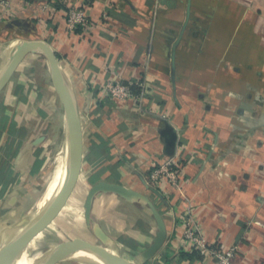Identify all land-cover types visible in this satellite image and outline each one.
Returning <instances> with one entry per match:
<instances>
[{
  "label": "crops",
  "instance_id": "crops-1",
  "mask_svg": "<svg viewBox=\"0 0 264 264\" xmlns=\"http://www.w3.org/2000/svg\"><path fill=\"white\" fill-rule=\"evenodd\" d=\"M8 2L0 17V73L19 41H46L71 83L83 125L79 175L28 237L41 233L43 243L55 230L56 244L101 245L84 202L93 184L107 180L149 195L166 221L165 245L142 261L157 231L149 207L113 192L96 195L94 221L115 240L112 249L135 264H217L184 245L188 216L210 245L237 247L234 264H264V0ZM71 7L88 15L74 31L66 20ZM143 77L150 89L144 109L102 91L108 80ZM67 142L49 61L30 52L0 90V232L57 191L46 195L59 164L68 170ZM173 157L183 165L181 188L152 185V168ZM7 248L9 255L19 249Z\"/></svg>",
  "mask_w": 264,
  "mask_h": 264
},
{
  "label": "water",
  "instance_id": "water-1",
  "mask_svg": "<svg viewBox=\"0 0 264 264\" xmlns=\"http://www.w3.org/2000/svg\"><path fill=\"white\" fill-rule=\"evenodd\" d=\"M35 51L43 52L46 55L50 64L54 84L64 105L68 129L69 167L60 189L54 196H52V198L45 202L44 205L37 207L30 214L0 232V262L4 264H16L23 257H28L32 259L54 261L72 259L90 263L95 262L97 264V262L92 259L84 257L78 258L76 256V254L88 252L95 255L99 261H102L105 264H135L112 249L115 245V240L93 219L92 213L94 199L100 192H113L129 200L142 201L149 207L157 222V231L152 243L141 253V259L145 262L152 259L162 249L168 238V228L163 214L149 195L124 184L107 180H100L93 184L89 188L84 202L87 225L92 227L93 232L100 240L101 245H93L89 243H67L42 246L38 249H28L15 246L16 248H19L17 254L9 255L7 246L12 244L15 237L21 233L27 232L29 228L47 217L62 203L79 175L83 158V125L75 94L71 83L62 68L56 51L49 43L43 40L19 41L0 73V90L8 82L9 78L26 55ZM29 239L33 238L29 237Z\"/></svg>",
  "mask_w": 264,
  "mask_h": 264
},
{
  "label": "built area",
  "instance_id": "built-area-1",
  "mask_svg": "<svg viewBox=\"0 0 264 264\" xmlns=\"http://www.w3.org/2000/svg\"><path fill=\"white\" fill-rule=\"evenodd\" d=\"M50 1L55 2V0ZM8 5V0H0V17L5 13ZM66 20L68 29L74 31L79 26L88 24V15L83 8L71 7L66 13ZM134 88H138L139 92L134 93ZM102 91L112 100L132 99L142 109L146 108L144 104H146L150 93L146 77L127 82L108 80L103 84ZM145 110L150 111L149 109ZM182 167V162L173 157L165 163L155 165L150 171L149 181L156 187L168 185L180 189ZM184 225V245L186 244L191 249L199 251L202 255L216 258L217 264H234L233 258L236 254V246L227 248L210 245L203 235L200 225L192 216H188Z\"/></svg>",
  "mask_w": 264,
  "mask_h": 264
},
{
  "label": "bare ground",
  "instance_id": "bare-ground-1",
  "mask_svg": "<svg viewBox=\"0 0 264 264\" xmlns=\"http://www.w3.org/2000/svg\"><path fill=\"white\" fill-rule=\"evenodd\" d=\"M66 153L68 154V142H67V150H66ZM66 174H67V171H66V169H64V170H62L61 175L59 176V178H53L52 180H49V185H48L46 194L48 192H50L51 190H54V189H57V191H58L60 189V187H61V185H62L65 177H66ZM57 191L53 194V196L57 193ZM50 198H52V197H50ZM49 199H47V201ZM44 204H45V202L43 204H41V206L44 205ZM40 240L41 239H39L38 237L37 238L35 237L34 240L29 239L28 234H26V232H24V233H21L20 235H18L17 237H15L13 239L12 245H13L14 248H16V247H24V248H28V249H36V248L38 249V248L44 246L41 243L42 241H40ZM76 256L78 258H80V257L83 258L84 257V258L92 259V260L96 261L97 264H105L102 261H99L98 258L95 255H93L91 253H88V252H82V253L76 254ZM22 259H29V260H31L32 258L23 257ZM93 264H96V263L93 262Z\"/></svg>",
  "mask_w": 264,
  "mask_h": 264
},
{
  "label": "rangeland",
  "instance_id": "rangeland-1",
  "mask_svg": "<svg viewBox=\"0 0 264 264\" xmlns=\"http://www.w3.org/2000/svg\"><path fill=\"white\" fill-rule=\"evenodd\" d=\"M51 158H53V156H51ZM61 164H59V166L57 167V170H55V171H53L52 172V176L50 177V179L49 180H52L53 178H59V176L61 175V172H62V168H61V166H60ZM53 190H51L50 192H52ZM50 192H48L47 194H49ZM46 194V195H47ZM84 197L85 196H83V200H84ZM37 208V207H36ZM35 208V209H36ZM34 209V210H35ZM33 210V211H34ZM32 212V211H31ZM30 212V213H31ZM29 213V214H30ZM60 222H61V224L63 225V226H66V225H69V223H68V221L67 220H60ZM57 225V224H56ZM55 225V226H56ZM60 225V224H59ZM58 226V225H57ZM67 229L68 230H70L71 229V227H67ZM49 233L47 234V237L45 238V241H43V245L44 246H51V245H56V242L60 239L56 234H55V236H54V233H55V230H50V231H48ZM58 232V231H57ZM39 235L37 236L39 239H41L42 238V236H43V234H41V233H38ZM36 237V238H37ZM80 263H83V264H93V263H90V262H83V261H79Z\"/></svg>",
  "mask_w": 264,
  "mask_h": 264
},
{
  "label": "trees",
  "instance_id": "trees-1",
  "mask_svg": "<svg viewBox=\"0 0 264 264\" xmlns=\"http://www.w3.org/2000/svg\"><path fill=\"white\" fill-rule=\"evenodd\" d=\"M139 89L138 88H134V93H138Z\"/></svg>",
  "mask_w": 264,
  "mask_h": 264
}]
</instances>
